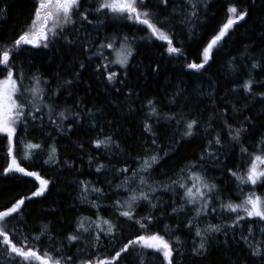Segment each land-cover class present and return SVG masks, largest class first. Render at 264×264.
Listing matches in <instances>:
<instances>
[{
	"label": "snow or ice",
	"instance_id": "6c2138e0",
	"mask_svg": "<svg viewBox=\"0 0 264 264\" xmlns=\"http://www.w3.org/2000/svg\"><path fill=\"white\" fill-rule=\"evenodd\" d=\"M184 2L190 8L189 12L180 13L185 24L193 23L194 18L199 19L201 4L207 8L206 0ZM169 4L170 0H159V5H151V0H96L85 8V0H34L31 20L26 25V30L22 31L11 46L0 45V139L6 140L7 149L6 166L2 174L33 177L39 182V186L30 196L18 199L6 210L0 211V264H125V261L128 264H152L149 256L154 259L162 257L160 264H183L186 256L207 259L212 250V242L219 236L224 237L223 246L231 248L230 241H234L237 247L243 246L250 259L257 264H264V194H257L255 191V186L264 187V137L254 146H245L244 141L254 127V118L243 115V107L232 106L236 115H229L225 108L219 112L220 120L215 125L210 120L204 129L205 144L201 152L180 167L174 173L175 178L168 176L165 181L156 180L155 174L169 164L181 143H190L200 134L201 121L194 117L178 118L175 113L163 114L156 101L147 100V104L142 107L148 109L143 120V132L148 139L142 137L143 154L133 158L135 166L131 167L124 161V166L115 167L111 157L106 156L108 163L98 162L94 171L104 175L102 183L107 185V190L89 180L75 181L79 189L78 199L96 210L93 213L95 219L92 216L77 218L73 231L61 239L51 233L50 224L47 223L38 225V232L31 237L19 226L23 224L22 209L26 200L45 197L53 182L36 171L28 170L21 161H32L40 153H45L47 159L43 161L44 164H60L61 158L56 147L58 141L53 138L48 128L51 126L62 136L72 131L84 119L90 121V127H95L98 119L93 109L82 107V101L73 100L71 105L65 102L61 107L57 98L65 91L69 97L75 94L73 89L80 83L81 73L92 63L93 57L101 61L96 64L94 71L106 85L112 86L111 90L116 93L123 91L117 84H125L127 72L122 79L120 73L111 70V67L119 65L120 68L127 69L133 54L130 38L124 35L106 37L101 42L92 41L89 26L95 25L90 16L96 14L95 20L99 25H104L106 21H131L133 24L145 26L149 39L154 37L166 42L167 53L178 56L182 54V50L174 45V36L169 27L172 19L177 16L175 9L170 15L152 10L160 5L166 10ZM8 11L9 6L5 0H0V19H5ZM227 14L226 22L203 48L202 61L188 63V69L197 72L206 70V65L212 59L213 49L229 35L234 26L250 16V9H241L233 4L227 7ZM131 39L134 40L135 37ZM56 44H63L69 50L75 46L80 47L86 53L87 64L83 61L79 64L73 63L70 75L61 66L53 80L38 71L26 76L22 65L17 68V58L21 51L26 50L24 46L49 49ZM94 44L96 48L93 51ZM105 50H110L109 55H105ZM109 56L113 58L109 59ZM236 63V58L229 63V68L234 72L238 70ZM248 68L250 70L245 71L248 78L241 85L243 93L247 94L245 100L264 104V91H254V85L257 84L264 88V81H257L251 75V70L264 69V53L260 58L251 57ZM244 69L245 65L241 64L240 70ZM157 70L158 68L154 69ZM25 79L29 81L28 84H25ZM55 81L62 83L53 89L52 84ZM133 94L131 89L127 93L129 97ZM180 95L178 91L170 103H177L176 97ZM241 116L242 122L236 123ZM162 120L166 124L174 122L178 132L163 147L160 141L166 133H161L156 127L164 126L161 124ZM29 127L34 131L47 133V138L52 143L46 148L44 143L23 139L18 131L27 134ZM226 140L233 149L239 148L241 165H245L244 158L247 157L242 171L225 169L236 184V199L239 202L230 195L222 194L224 189L209 180L205 167L210 161L220 163L222 157L225 160L229 158ZM17 144L22 149V156L19 158L16 154ZM83 147L82 144L77 145L78 149L82 150ZM93 147L97 150L104 149L111 155L123 152L120 143L112 135L95 139ZM249 147L254 150L249 152ZM93 160L90 156L89 166ZM64 166L73 168V164L67 161ZM248 186L253 187L245 191ZM164 195H169L170 203L162 199ZM105 199L112 200V203L99 202ZM141 207L148 209L147 215H137V209ZM168 208L171 209L170 213L167 212ZM102 211H108L116 219L105 218L101 215ZM157 212L160 213L159 216L156 215ZM180 215L186 219L179 221L174 227L165 224L164 234L150 230L156 228L162 217L168 216L175 220ZM212 219L220 222L212 223ZM124 221L138 226L140 234L128 240L119 250H115L114 255L102 254L100 249L103 247V238L114 241L117 232L122 231L121 225ZM183 230H187V234L192 236L189 251L184 250L186 242L181 236L175 235ZM73 248L75 252L72 251ZM236 264L248 262L237 260Z\"/></svg>",
	"mask_w": 264,
	"mask_h": 264
},
{
	"label": "trees",
	"instance_id": "16d2710c",
	"mask_svg": "<svg viewBox=\"0 0 264 264\" xmlns=\"http://www.w3.org/2000/svg\"><path fill=\"white\" fill-rule=\"evenodd\" d=\"M9 6V11L5 19H0V45L11 46L12 42L18 38L22 31L26 30V25L30 23L31 13L33 12L34 0H5ZM96 0H85V8L89 4H94ZM207 8L200 5L199 19H193V23L185 24L180 13H187L190 8L184 0H170V4L165 10L164 6L152 8L165 15H170L175 9L177 16L172 19L171 34L174 36V45L181 48V55H169L166 51L167 44L156 38H148V30L145 26L133 24L131 21H106L104 25H99L95 20V15L90 16L95 26H89L92 33L91 40L96 42L104 41L105 38L113 36H129L133 54L129 60L127 69H122L119 65H112L111 70L123 74L127 72L125 84H117L123 89L116 93L111 90L112 86L94 71L97 63L101 61L93 57L92 63L81 73V81L75 85L72 97L68 92L57 98V103L63 107L65 102L68 105L73 100L82 101V107L86 106L93 109L98 119L95 127H90L88 119L76 124L72 131L65 135H58L50 126L53 138L58 141L56 147L58 156L61 158L60 164H44L47 159L45 153H40L32 161L22 160V165L30 171L38 172L43 178L51 179L50 191L45 197H36L26 200L23 206L24 233L31 237L38 232V225L41 223L50 224L51 233L61 239L64 235L73 231L75 221L82 216H92L96 211L88 204L81 203L78 199L79 189L75 185L77 180H89L99 187L107 190V185L102 183L103 174L94 171L98 162L108 163L106 156H110L115 167H122L123 162L134 167L133 158L143 154L144 145L142 137L147 140L148 136L143 132V120L147 107V100L152 99L157 102L158 108L163 114L175 113L177 117L196 118L201 121L200 134L193 138L190 143H181L178 151L174 154L168 165H165L161 172L155 174L156 180H167L168 176L175 178L174 173L178 171L188 160L194 159L201 152L204 144V129L211 120L213 125L219 122V112L228 109L229 115H236L232 106L245 109L243 115L253 117L254 127L250 129L245 146L256 145L264 137V104L254 100H245L247 96L243 93L242 83L248 77L245 71L250 70V58H260L264 53V41H262V30H264V0H206ZM236 5L238 8L250 9V16L245 21H241L238 26L230 30L229 35L213 49L212 59L206 65V70L197 72L187 68L190 62L200 63L202 61L203 48L211 41L219 28L226 22L227 7ZM151 5H159V0H151ZM83 35V33L81 34ZM135 37V39H131ZM141 37H144L143 39ZM259 45V46H257ZM94 44L92 50L94 51ZM248 49L246 52L245 49ZM17 58V68L21 65L25 74L42 73L49 80H53L55 73L63 67L65 73H69L73 65L85 62L87 64L86 53L80 47H72L71 50L63 44H56L49 49H33L30 45L24 46ZM110 50H105V55H109ZM247 57L248 59H245ZM109 56V59H112ZM236 58L237 71L229 68V63ZM244 64L245 69L240 70V65ZM154 71V69H157ZM251 75L257 81H264V69L251 70ZM28 82L25 79V82ZM62 81H55L52 88ZM134 93L131 97L127 95L129 90ZM236 89V91H233ZM181 95L176 97L177 103H170L177 92ZM254 91H264L259 84L254 85ZM215 106V108L213 107ZM130 108L132 110H130ZM98 110V111H97ZM241 116L236 123L242 122ZM230 123L232 121H229ZM67 123V122H66ZM161 127L157 125L161 133H166L160 145L163 147L170 142L173 134L178 135L177 125L166 124L163 120ZM219 131V128L216 129ZM18 134L25 140L44 143L45 147L52 143L47 138V133L34 131L29 127L27 134ZM107 135H112L121 146L123 152L111 155L104 149H95L93 141L103 139ZM83 145V149H78L77 145ZM226 149L229 151V158H221L220 163L208 162L206 164L207 176L209 180L217 183L224 189V196H232L236 199V184L225 171L227 168L242 171L245 165H241L239 148L233 149L230 143L225 142ZM253 147H249L252 152ZM6 140L0 139V211L6 210L16 200L28 197L39 186V182L33 177H23L19 174L3 175V168L6 166ZM18 158L22 156L20 144L16 146ZM93 157V163L89 166V157ZM73 164L69 169L64 166V162ZM166 173V175H165ZM109 178L110 174H109ZM253 187V186H251ZM122 191V190H121ZM257 194H264V187L255 186ZM94 198V197H93ZM162 199L170 203L169 195H164ZM101 204H111L112 200L105 199L99 201ZM167 212H171L168 208ZM148 209L141 207L137 209L138 216L147 215ZM101 215L105 218L116 219L110 216L108 211H102ZM156 215H160L159 212ZM186 217L180 215L175 220L168 216L162 217L161 222L153 231H160L164 234L165 224L175 226L179 221ZM212 223H219L217 219H212ZM122 231H118L114 241L103 238V247L100 249L104 255H114L115 250H119L128 240L134 239L140 234L138 226L131 222L124 221L121 225ZM181 236L186 242L185 251L191 248L192 236L187 234V230L175 233ZM166 238H168L166 236ZM224 237L219 236L212 242V250L207 259H197L185 257L183 264H236L237 260H247L248 264H257L248 257L246 250L241 245L237 247L234 241H230L231 248L223 246ZM75 252V248L72 249ZM151 252V250H148ZM152 264H160V259L148 257ZM125 264H128L125 261Z\"/></svg>",
	"mask_w": 264,
	"mask_h": 264
},
{
	"label": "rangeland",
	"instance_id": "374dc122",
	"mask_svg": "<svg viewBox=\"0 0 264 264\" xmlns=\"http://www.w3.org/2000/svg\"><path fill=\"white\" fill-rule=\"evenodd\" d=\"M31 73H32L31 71L27 72V73H26V76L29 75V74H31ZM28 83H29V81H28V82H27V81L25 82V84H28ZM250 188H252V187H251V186L246 187V188H245V191H248ZM185 219H186V218H185Z\"/></svg>",
	"mask_w": 264,
	"mask_h": 264
}]
</instances>
